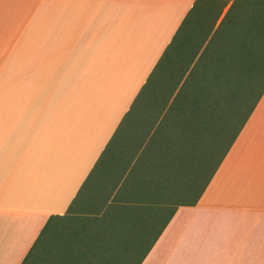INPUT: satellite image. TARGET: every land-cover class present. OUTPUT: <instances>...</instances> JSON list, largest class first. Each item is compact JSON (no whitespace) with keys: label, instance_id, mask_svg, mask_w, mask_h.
I'll use <instances>...</instances> for the list:
<instances>
[{"label":"crops","instance_id":"crops-1","mask_svg":"<svg viewBox=\"0 0 264 264\" xmlns=\"http://www.w3.org/2000/svg\"><path fill=\"white\" fill-rule=\"evenodd\" d=\"M195 1L0 0V264H20L37 238L39 264H107L110 247L140 264H264V94L159 235L147 192L189 105L138 103L123 120ZM214 1L216 27L235 0ZM115 197L145 207L125 220L131 247L123 227L94 242Z\"/></svg>","mask_w":264,"mask_h":264},{"label":"trees","instance_id":"trees-1","mask_svg":"<svg viewBox=\"0 0 264 264\" xmlns=\"http://www.w3.org/2000/svg\"><path fill=\"white\" fill-rule=\"evenodd\" d=\"M198 1L123 118L138 103L189 105L184 110L183 139L178 137L170 143L167 161L164 158L161 161L162 180L159 176L157 188L147 192L148 202L156 203L159 214L162 212L165 217L159 223L158 235L177 206L194 205L199 200L264 94V0H235L216 27L225 2L214 16L215 1H207L206 14L199 22ZM102 208L98 211H102L109 227L101 221L95 224L94 242H100L102 231L123 227L125 241L131 247L135 242V225L125 220L143 212L145 207L139 209L126 201L120 203L115 197ZM154 241L155 238L149 247ZM37 243L38 238L20 264H39ZM110 244L117 242L110 240ZM130 249L127 254L119 255L110 247L107 264H140L143 255ZM97 257L100 258L94 253L93 259Z\"/></svg>","mask_w":264,"mask_h":264}]
</instances>
